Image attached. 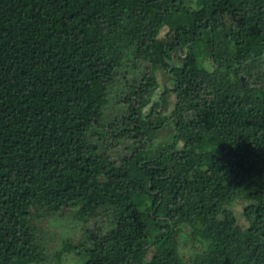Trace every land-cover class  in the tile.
Instances as JSON below:
<instances>
[{"label": "trees", "instance_id": "obj_1", "mask_svg": "<svg viewBox=\"0 0 264 264\" xmlns=\"http://www.w3.org/2000/svg\"><path fill=\"white\" fill-rule=\"evenodd\" d=\"M52 254L264 264V0H0V264Z\"/></svg>", "mask_w": 264, "mask_h": 264}, {"label": "rangeland", "instance_id": "obj_2", "mask_svg": "<svg viewBox=\"0 0 264 264\" xmlns=\"http://www.w3.org/2000/svg\"><path fill=\"white\" fill-rule=\"evenodd\" d=\"M163 35V32L162 34ZM157 74V77H158V80L160 83L163 84L164 82V72L162 71H157L156 72ZM157 94H158V91L155 93L154 95V98L157 97ZM172 107V103L170 104V106H168L167 108V112L170 110V108ZM164 128V127H163ZM172 130H173V127L171 125H168L166 126L163 130L159 131L158 135H157V140H156V145L155 146H160L162 145L163 143H166L167 140L172 136ZM68 222L64 223L67 224ZM75 226L79 225V223H74ZM70 225L72 226V223H70ZM45 227H48L49 229L48 230H52V231H55L57 232L58 235H66V227L69 226V225H65V226H53V225H48V222L45 223L44 225ZM73 237L74 240H76V238L78 237V235L80 234V229H79V226H77V228L70 233ZM53 254L51 255L50 257V260L48 261L49 263L51 264H83V262H81L80 259H73V258H69V257H66L65 254L61 255L62 258H61V261L57 262L55 261V258L52 257ZM54 259V260H52Z\"/></svg>", "mask_w": 264, "mask_h": 264}]
</instances>
